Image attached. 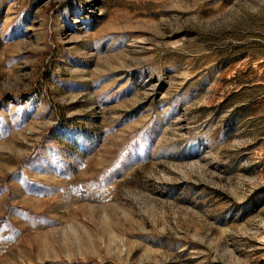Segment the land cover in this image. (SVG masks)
Instances as JSON below:
<instances>
[{"label": "rangeland", "instance_id": "rangeland-1", "mask_svg": "<svg viewBox=\"0 0 264 264\" xmlns=\"http://www.w3.org/2000/svg\"><path fill=\"white\" fill-rule=\"evenodd\" d=\"M0 264H264V0H0Z\"/></svg>", "mask_w": 264, "mask_h": 264}]
</instances>
